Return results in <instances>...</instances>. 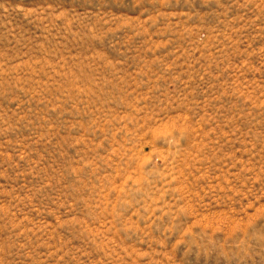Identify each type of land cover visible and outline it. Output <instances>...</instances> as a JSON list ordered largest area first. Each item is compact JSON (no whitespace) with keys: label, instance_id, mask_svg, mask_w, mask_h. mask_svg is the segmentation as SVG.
<instances>
[{"label":"rangeland","instance_id":"374dc122","mask_svg":"<svg viewBox=\"0 0 264 264\" xmlns=\"http://www.w3.org/2000/svg\"><path fill=\"white\" fill-rule=\"evenodd\" d=\"M0 264H264V0H0Z\"/></svg>","mask_w":264,"mask_h":264}]
</instances>
